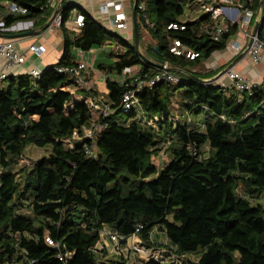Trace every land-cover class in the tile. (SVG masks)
<instances>
[{
    "label": "trees",
    "instance_id": "16d2710c",
    "mask_svg": "<svg viewBox=\"0 0 264 264\" xmlns=\"http://www.w3.org/2000/svg\"><path fill=\"white\" fill-rule=\"evenodd\" d=\"M134 2L138 41L146 30L153 42L147 55L81 7L63 5L58 63L38 78L9 76L0 86V264H126L116 255L97 259L95 245L106 228L124 238L135 235L145 249L161 248L166 257L196 255L184 264H264V208L251 205L264 194V79L250 92L207 81L222 67L204 72V62L225 49L237 25L212 39L206 26L213 20L200 0L187 7L183 0ZM5 3L25 9L4 15L5 27L28 20L39 26L52 14L47 0H0V13ZM74 9L83 21L69 37L63 24ZM170 24L183 29H167ZM258 37L264 42V18ZM175 40L197 56L172 54ZM105 44L111 62L98 70L105 75L107 97L96 103L89 73L78 85L56 68L76 65L74 49L87 52ZM160 63L178 81L143 86L136 93L142 116L136 107L123 113L124 93L157 75ZM133 67L136 75L121 81L123 70ZM94 105L108 109L100 113ZM174 109L193 120L173 124ZM155 118V128L145 121ZM92 120L104 125L92 139L64 146V139L74 132L81 136ZM163 142L169 160L157 169L152 157ZM28 146H49L50 152L30 167H18ZM155 230L166 244L152 242Z\"/></svg>",
    "mask_w": 264,
    "mask_h": 264
},
{
    "label": "crops",
    "instance_id": "0c3cea01",
    "mask_svg": "<svg viewBox=\"0 0 264 264\" xmlns=\"http://www.w3.org/2000/svg\"><path fill=\"white\" fill-rule=\"evenodd\" d=\"M202 1V0H201ZM121 3L120 10H114L113 8H109L108 12L102 13L101 6L104 4H112V3ZM185 6H196L198 0H195L194 3L188 2L187 0H183ZM212 7L215 6H228L236 8L237 11L234 13V16L237 17V20L240 21L242 19L243 11L245 8H251L252 0H211ZM260 0L257 2V7L253 10V15L248 24L243 22L235 23L237 25V32L233 35L228 41L226 47L222 51H216L211 54V56L204 62L203 68L204 72L207 71H215L222 67V69L213 77L207 79L212 80L214 83L229 87L231 86V81L223 75L225 69L230 68L234 72H238L242 75V77L254 84H259L264 79V51L261 54V58L257 63H253L244 50V45L247 43L246 33L251 32L258 20L257 10L259 7ZM135 4L134 0H51L49 8L52 9V14L48 17V19L42 25H34V22H20L15 27L11 28V30L7 32H0V41L10 40L14 43L15 49L24 56V63L21 66L15 67L13 69L14 75H22L29 74L30 71L36 70L41 72L45 68L54 67L58 61L61 59L63 50H64V36L62 29L56 28L52 32H48L45 30V25L47 21L53 16L56 9L58 10L63 5H72L81 7L86 12H88L95 20H97L103 27L112 33H116L126 41L131 42L133 40L132 33V8ZM248 5V6H247ZM117 13H123L126 17L127 27L125 29H117L111 27L109 21L113 19L114 15ZM78 14L75 9L72 10L69 18L63 24V28L67 31L69 37L75 36L79 29L74 23V17ZM27 29V30H26ZM31 31L33 34L28 36H14L9 37L8 35H17L20 33ZM150 43H146L144 46L147 47ZM237 45H240L241 48H237ZM30 46H36L41 49L40 54H35L29 51ZM141 54L147 55L145 50L139 49ZM109 51V47L105 44L100 47H94L85 53L83 56H79V51L77 49L73 50V54L75 56V60L77 62L82 60H86L88 63V73L91 75L93 82L95 83V91L97 95L95 99L98 101L97 103H102L105 101L104 96L107 95V90L104 84L105 75L100 73L98 70V66L106 63V56ZM103 54L101 62L94 67V63L96 59H100L99 55ZM101 56V55H100ZM108 58V57H107ZM4 59L0 56V71L3 69ZM93 67V68H92ZM134 70H137L138 67H133ZM121 79V78H120ZM138 116V115H137ZM105 230L109 232H113L111 228H106ZM162 233L161 231H154V235L156 238V234ZM165 237V236H164ZM130 240L139 241L138 237L135 235L129 237L126 242ZM164 258H166V252L159 248ZM95 250L98 257H101L104 261H108L106 258L108 254L116 255L117 257H122L125 259L126 264L129 263L130 256L127 255H118L113 251L112 243L106 238H101L98 243L95 245ZM131 255H134L133 252L130 251ZM106 255V256H105ZM105 256V257H104ZM104 257V258H103ZM162 257V256H161ZM169 257V256H168ZM133 258V257H132ZM115 259V258H114ZM110 260V259H109ZM162 260V259H161ZM140 264V262H139Z\"/></svg>",
    "mask_w": 264,
    "mask_h": 264
},
{
    "label": "built area",
    "instance_id": "2783aa9c",
    "mask_svg": "<svg viewBox=\"0 0 264 264\" xmlns=\"http://www.w3.org/2000/svg\"><path fill=\"white\" fill-rule=\"evenodd\" d=\"M50 3L51 0H47V5H50ZM201 3L205 8V12H208L210 14L211 19L213 20L212 24L206 26V30L209 33L210 37L215 40L219 39L223 34L227 33L230 26L235 23L241 21L245 24H248L253 15V11L250 8H245L243 11L242 19L238 21L237 17L234 16V13L237 11L236 8L228 7V6L212 7L211 0H202ZM109 8H113L116 11L120 10L121 3L117 2L112 4L111 3L104 4L103 6H101L102 13L108 12ZM137 8L138 11L142 12L143 16L145 17L144 15V12L146 10L145 5L143 3H139ZM19 13L24 14L25 9L21 10L12 3H5L4 10L0 13V32H7L11 30V28L18 25L20 22H25V21H18L15 24L11 25L10 27H5L2 17L7 14H19ZM257 14H258V20L256 22V29L255 30L253 29L251 32L245 34V36L247 37V43L243 46L246 54L253 63H257L260 60L261 54L264 51V42L261 41L258 37V28L261 23V20L264 18V0H260ZM125 20L126 17L124 16L123 13H117L114 15L113 19L109 21V24L111 27L117 29H125L127 27ZM82 21H83L82 15L76 14L74 17V23L78 28L82 26ZM27 22H32V21L28 20ZM61 23H62V18L58 9L56 13H54L53 16L47 21L44 28L46 31L52 32L54 29L59 28ZM148 26L152 27V24L148 23ZM178 28L183 29L182 26L178 27L176 24H170L169 26H167V29H178ZM237 48H241V46L237 45ZM28 49L29 51L35 54L41 53V49L36 46H30ZM78 51L80 57L83 56L85 53L80 50ZM169 51L172 54L178 56L184 53L185 56L188 57L189 59H193L197 56V54H195L194 52L185 50L177 40L173 41V45H171ZM0 56H2L4 59L3 69L0 71V86H1L9 76L15 77L13 69L15 67L21 66L24 63L25 59L24 56L15 49L14 43L10 40L0 41ZM87 68H88L87 61L81 59V61L77 62L76 65L68 66V67H59L56 68V70L60 73H65V74H69L70 76H73L75 82L78 85H81L86 79V76L88 74ZM133 70H134L133 68H125L122 72V76L120 80L121 81L125 80V76L126 78L129 77L131 78L135 76L136 74L132 75ZM39 74L40 72L36 70H32L28 75H30L32 78H38ZM223 75H225L226 78H228L231 81L232 83L231 85L238 91L250 92L252 86L254 85V83L245 80L240 73L234 72L230 68L225 69ZM158 81L176 82L178 81V78L172 75L167 70L166 63H162V68L160 72L157 75H155L152 79L147 81H140L137 83L135 90L133 91L129 90L124 93L121 99V109L123 113H128L130 110L134 109L137 106L136 93L138 90H140L143 86L151 87L155 82ZM207 81L211 83L213 82L212 80H207ZM95 101L97 100L95 99ZM93 108L100 110V113H104V114L108 109L106 105H103L102 109H100L98 105H94ZM103 127L104 125L94 123V121L92 120L89 128L82 130L81 136H79L76 132H74L72 134V137L68 138V140L74 138L76 141L81 142L87 139H92L93 134L96 131L101 130ZM84 150L87 155L92 154L91 148L85 146ZM104 237H106L112 243L113 251L116 254L120 256H122L123 253L127 254L124 243L129 237L124 238L122 236L117 235L115 232H109L105 229L100 232V239ZM45 241L50 245H54V243L48 238H46ZM141 249H144L142 245H141ZM171 258H176V257L171 255Z\"/></svg>",
    "mask_w": 264,
    "mask_h": 264
},
{
    "label": "rangeland",
    "instance_id": "374dc122",
    "mask_svg": "<svg viewBox=\"0 0 264 264\" xmlns=\"http://www.w3.org/2000/svg\"><path fill=\"white\" fill-rule=\"evenodd\" d=\"M187 1L194 3L195 0H187ZM194 9L197 10L198 7H195ZM180 21L181 22H185L186 21V17L182 16L180 18ZM130 43H133V40ZM146 43H150V45L153 44V42L151 41V38H150L149 34L146 32V30H142V33H141V36H140V41L138 43V47H139V44H140V49L145 50L146 47L144 45ZM85 54H89V53H85ZM100 55H99L100 59H96L95 60V63H94V67L95 68L97 67V65L102 60L103 54H100ZM108 60H110V59L107 58V56H106V63L109 62ZM136 72H137V70H133V74L132 75H135ZM106 97L107 96H104L105 100H106ZM174 107H175V105H174ZM135 111H136L138 117H141L142 114H141V112L139 111V109L137 107L135 108ZM171 113H172V115L170 116V120H171V122L173 124H176V123H178V122H180V121H182L184 119H186V122H191L193 120L191 115H186L184 113L181 114L180 110L177 111V110L174 109ZM120 117L123 118L124 115L121 114ZM154 120L155 119H152V120L151 119H147L145 121H147L146 123L149 124L151 127L155 128L156 125L154 123ZM75 142H76V140L74 138L71 139V140H68V139H64L63 140L64 146L67 147V148H72L73 145L75 144ZM166 145H167V142H163L161 150L156 155H154L152 157V161L155 164V166L157 167V169H160L165 164V162H167L169 160V154L165 151ZM49 152H50V147L49 146L45 147V148H37V147H34V146H28L24 150L21 158L18 160V167H23V166L30 167L34 161H36L37 159H39L42 156L48 155ZM251 205L252 206H261V207L264 208V194H261V196L259 198H257L254 201H252ZM263 217H264V210H263ZM151 238H152V242L155 243V245H164V244H166V239H165L163 233L156 234V238H155V235H154V232H153ZM124 246L126 247L127 254L123 253L122 255L123 256L124 255L130 256L129 263H132V264L133 263L134 264H139L140 261L148 260V259L165 261V262H168L170 264H184L185 260H187V259L196 260V258H197L196 255L189 254V255H186V256H184L182 258H179V259L171 258V256L168 255L169 257H166L167 259H165L163 254L160 252L161 251L160 249H158V248H156V249H145L143 246L142 247L144 249H141V243H140V241H137V240H130L129 242L127 241V242L124 243ZM130 251L133 252L134 255H131ZM234 255L237 256V253H234ZM111 256H112V254H108L107 257H106V258H108L107 260L111 259ZM97 259L99 260L98 256H97Z\"/></svg>",
    "mask_w": 264,
    "mask_h": 264
},
{
    "label": "water",
    "instance_id": "95a60500",
    "mask_svg": "<svg viewBox=\"0 0 264 264\" xmlns=\"http://www.w3.org/2000/svg\"><path fill=\"white\" fill-rule=\"evenodd\" d=\"M56 11H57V9H56ZM56 11H55V13H56ZM131 14H132L133 47H134L135 51L138 54H141L139 52V47H138L139 41H138V29H137V21H136V8H135V4L133 5L132 13ZM255 29H256V25L254 27V30ZM31 34H33V32L28 31V32H24V33L17 34V35H8V36L9 37H14V36H20V37H22V36H28V35H31ZM153 50L155 52H157V47L153 48ZM145 61H147V60L145 59ZM159 66H160V68H162V63H160Z\"/></svg>",
    "mask_w": 264,
    "mask_h": 264
}]
</instances>
